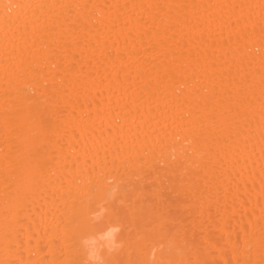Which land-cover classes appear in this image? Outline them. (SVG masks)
<instances>
[{"label":"bare ground","instance_id":"obj_1","mask_svg":"<svg viewBox=\"0 0 264 264\" xmlns=\"http://www.w3.org/2000/svg\"><path fill=\"white\" fill-rule=\"evenodd\" d=\"M0 264H264V0H0Z\"/></svg>","mask_w":264,"mask_h":264}]
</instances>
